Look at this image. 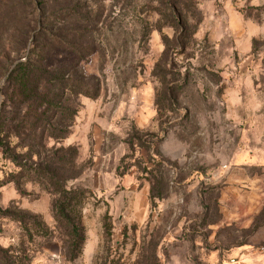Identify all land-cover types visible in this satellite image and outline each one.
<instances>
[{
  "label": "rangeland",
  "instance_id": "374dc122",
  "mask_svg": "<svg viewBox=\"0 0 264 264\" xmlns=\"http://www.w3.org/2000/svg\"><path fill=\"white\" fill-rule=\"evenodd\" d=\"M80 1L99 19L100 50L81 70L98 76L100 89L95 98L68 94L78 110L73 125L47 145L49 159L57 150L68 157L57 166L67 188L88 189L78 204L86 242L69 260L55 194L0 149V264H218L213 252L239 259L244 242L253 244L249 264H264V208L250 229L232 227L217 246L196 245L200 227L219 215L222 184L184 181L191 168L209 161L217 169L242 152L251 153L253 173H264V0ZM137 190L149 193L141 214ZM186 203L198 205L194 232L169 240Z\"/></svg>",
  "mask_w": 264,
  "mask_h": 264
},
{
  "label": "trees",
  "instance_id": "16d2710c",
  "mask_svg": "<svg viewBox=\"0 0 264 264\" xmlns=\"http://www.w3.org/2000/svg\"><path fill=\"white\" fill-rule=\"evenodd\" d=\"M92 13L80 0H24L22 5L0 0V62L6 63L0 65V78L6 77L0 88V149L55 194L53 217L68 237L69 260L81 255L86 242L78 204L88 189L67 188L57 166L68 157L58 158L57 150L49 159L47 141L62 140L73 125L78 110L71 106L70 92L77 98L98 96L100 79L81 70L100 50L93 40L99 19ZM4 15L11 16L13 26L8 39ZM38 217L33 215V223L48 234Z\"/></svg>",
  "mask_w": 264,
  "mask_h": 264
},
{
  "label": "crops",
  "instance_id": "0c3cea01",
  "mask_svg": "<svg viewBox=\"0 0 264 264\" xmlns=\"http://www.w3.org/2000/svg\"><path fill=\"white\" fill-rule=\"evenodd\" d=\"M250 155V152L237 154L230 163L220 164L217 169H214L209 161L205 166V170L190 169V173H188L184 181H211L210 183H204L207 187L216 186L215 184L218 183L222 184L217 199L219 215L217 218L211 219L204 228L200 227V231H197L196 238L193 240L194 244L217 246L222 230L231 229L232 227L237 230H248L257 220V216L264 208V173H253L251 171L249 167L253 159ZM135 193L141 196V198L136 199L135 203L138 205L136 210H141L139 213L141 214L147 206L149 193L144 190H137ZM124 194V197H127L129 193L127 191ZM195 196L196 201H198V194H195ZM185 206L186 208L182 209L177 222L168 228L166 238L169 240L186 239L188 232H192V234L194 232V229L189 227V225L198 220V205L196 204L194 208L193 205L188 207V203H186ZM203 207L206 208V206L199 204L201 213L205 209ZM206 210L209 213V209ZM260 229L264 233V224L261 225ZM251 245H253L251 242H244L239 245L241 249L238 250H241L240 253H244L239 259L225 261L221 259L220 252L215 251L212 253L210 261L218 264H249L251 260L249 257L250 250L246 249V247Z\"/></svg>",
  "mask_w": 264,
  "mask_h": 264
}]
</instances>
